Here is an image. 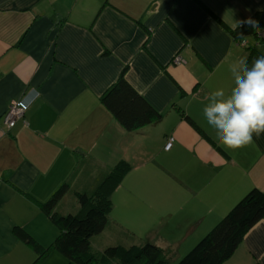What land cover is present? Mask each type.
I'll use <instances>...</instances> for the list:
<instances>
[{
	"label": "crops",
	"instance_id": "0c3cea01",
	"mask_svg": "<svg viewBox=\"0 0 264 264\" xmlns=\"http://www.w3.org/2000/svg\"><path fill=\"white\" fill-rule=\"evenodd\" d=\"M263 10L264 0H0V264L34 259L14 226L47 244L56 229L41 204L67 184L55 210L79 212L77 194L93 192L120 161L132 170L111 197L130 179L132 189L155 186L143 209L155 219L142 241L171 247L176 258L250 189L264 191V131L229 148L202 114L211 91L231 89L229 65L249 56L229 29ZM259 37L250 42L264 55V29ZM123 71L162 114L137 135L101 102ZM18 100L30 106L9 129L4 115ZM107 229L95 248L116 244ZM39 264L74 263L54 250ZM222 264H264V220Z\"/></svg>",
	"mask_w": 264,
	"mask_h": 264
},
{
	"label": "trees",
	"instance_id": "16d2710c",
	"mask_svg": "<svg viewBox=\"0 0 264 264\" xmlns=\"http://www.w3.org/2000/svg\"><path fill=\"white\" fill-rule=\"evenodd\" d=\"M263 29L264 10L256 12L237 28L229 29L237 43L247 46L248 64L262 55L256 49V43H251L250 39L258 43L261 39L259 33ZM101 102L131 135L140 134L145 128L162 120V114L127 81L124 71L103 94ZM185 119L209 143L216 145L191 117L187 115ZM164 149L169 151L166 145ZM131 170L132 166L128 162L120 161L93 192L78 193L80 211L77 213L62 215L56 212L57 204L69 187L65 184L56 190L41 204L42 212L56 229L47 244L41 243L24 226H14V236L34 252L30 264H39L54 250L74 264H222L231 257L246 233L264 220V191L252 188L179 258H176L171 247L165 248L149 240L139 243L132 240L129 243L119 242L97 249L93 240L108 225L112 193Z\"/></svg>",
	"mask_w": 264,
	"mask_h": 264
},
{
	"label": "clouds",
	"instance_id": "9594fccd",
	"mask_svg": "<svg viewBox=\"0 0 264 264\" xmlns=\"http://www.w3.org/2000/svg\"><path fill=\"white\" fill-rule=\"evenodd\" d=\"M231 89H215L202 108L216 140L229 148H238L264 131V55L250 64L238 60L229 65Z\"/></svg>",
	"mask_w": 264,
	"mask_h": 264
},
{
	"label": "rangeland",
	"instance_id": "374dc122",
	"mask_svg": "<svg viewBox=\"0 0 264 264\" xmlns=\"http://www.w3.org/2000/svg\"><path fill=\"white\" fill-rule=\"evenodd\" d=\"M135 183L137 182L130 179L125 184L123 194H120V198L118 196L111 197L112 208L109 213L108 235L106 238L110 235V237L116 238L124 243H129L131 240L141 242L148 233L147 229L149 230L152 227L155 217L150 214L151 211H147V215L144 214L145 211L143 209L150 210L152 208L148 202L150 198H155L158 189L156 190L153 185L144 184H141L140 188L132 189L133 186H136ZM139 191L140 196H135V192ZM139 210L141 212L138 215L142 217V220L135 221L132 218V214ZM117 240L113 243H117Z\"/></svg>",
	"mask_w": 264,
	"mask_h": 264
},
{
	"label": "built area",
	"instance_id": "2783aa9c",
	"mask_svg": "<svg viewBox=\"0 0 264 264\" xmlns=\"http://www.w3.org/2000/svg\"><path fill=\"white\" fill-rule=\"evenodd\" d=\"M182 61L181 57L176 56V61L177 63H180ZM30 106L29 102H25L24 100H18L12 102L10 105L8 111L4 115V121L7 123V126L9 129L14 128L17 124L18 121L23 120L26 112L28 111ZM174 139L169 138L167 144H166V149H170L172 146Z\"/></svg>",
	"mask_w": 264,
	"mask_h": 264
}]
</instances>
